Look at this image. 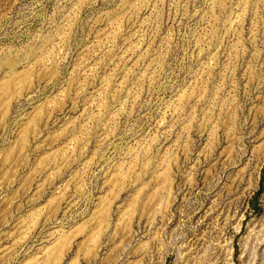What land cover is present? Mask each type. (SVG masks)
Returning a JSON list of instances; mask_svg holds the SVG:
<instances>
[{
    "label": "rangeland",
    "instance_id": "rangeland-1",
    "mask_svg": "<svg viewBox=\"0 0 264 264\" xmlns=\"http://www.w3.org/2000/svg\"><path fill=\"white\" fill-rule=\"evenodd\" d=\"M0 264H264V0H0Z\"/></svg>",
    "mask_w": 264,
    "mask_h": 264
}]
</instances>
